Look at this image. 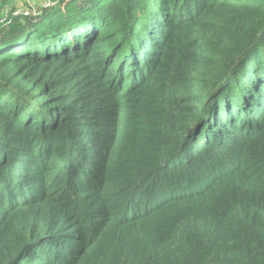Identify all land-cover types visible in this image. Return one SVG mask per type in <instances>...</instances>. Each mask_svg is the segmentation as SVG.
<instances>
[{
	"label": "trees",
	"instance_id": "trees-1",
	"mask_svg": "<svg viewBox=\"0 0 264 264\" xmlns=\"http://www.w3.org/2000/svg\"><path fill=\"white\" fill-rule=\"evenodd\" d=\"M16 1L0 264H264V0Z\"/></svg>",
	"mask_w": 264,
	"mask_h": 264
},
{
	"label": "built area",
	"instance_id": "built-area-1",
	"mask_svg": "<svg viewBox=\"0 0 264 264\" xmlns=\"http://www.w3.org/2000/svg\"><path fill=\"white\" fill-rule=\"evenodd\" d=\"M32 1V0H31ZM31 1L29 2V4H31ZM60 3V0H39V3L36 4L34 7L31 6V9L28 10H22V9H16L14 14H20V13H24V14H31V15H35L38 8L44 7V8H52L56 5H58ZM30 6V5H29ZM19 7V6H18Z\"/></svg>",
	"mask_w": 264,
	"mask_h": 264
},
{
	"label": "rangeland",
	"instance_id": "rangeland-1",
	"mask_svg": "<svg viewBox=\"0 0 264 264\" xmlns=\"http://www.w3.org/2000/svg\"><path fill=\"white\" fill-rule=\"evenodd\" d=\"M31 0H17L16 1V4L17 6L23 8L24 10H28V9H31V6H35L36 4L39 3V0H32L31 1V4L28 5V3L30 2ZM13 61V59H11ZM11 60L9 61L10 65H12V62ZM15 68V67H14Z\"/></svg>",
	"mask_w": 264,
	"mask_h": 264
},
{
	"label": "crops",
	"instance_id": "crops-1",
	"mask_svg": "<svg viewBox=\"0 0 264 264\" xmlns=\"http://www.w3.org/2000/svg\"><path fill=\"white\" fill-rule=\"evenodd\" d=\"M28 5H29V3H28Z\"/></svg>",
	"mask_w": 264,
	"mask_h": 264
}]
</instances>
